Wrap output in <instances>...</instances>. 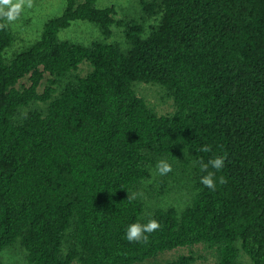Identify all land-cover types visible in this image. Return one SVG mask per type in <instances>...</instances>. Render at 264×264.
Here are the masks:
<instances>
[{
	"label": "trees",
	"instance_id": "16d2710c",
	"mask_svg": "<svg viewBox=\"0 0 264 264\" xmlns=\"http://www.w3.org/2000/svg\"><path fill=\"white\" fill-rule=\"evenodd\" d=\"M96 2L66 0L10 57L14 36L0 30V253L18 247L25 264H136L203 243L217 264H244L243 255L264 264V0H141L142 16L121 19ZM76 21L104 39H61ZM113 27L123 43L107 42ZM83 63L91 70L81 76ZM139 83L157 85L173 110L158 113ZM217 156L226 160L208 169L212 191L199 161ZM180 180L191 194L182 209L141 218ZM151 219L161 228L146 244L126 239L129 225Z\"/></svg>",
	"mask_w": 264,
	"mask_h": 264
},
{
	"label": "rangeland",
	"instance_id": "374dc122",
	"mask_svg": "<svg viewBox=\"0 0 264 264\" xmlns=\"http://www.w3.org/2000/svg\"><path fill=\"white\" fill-rule=\"evenodd\" d=\"M141 0H97L98 8L114 6L116 9V18L140 17L143 15L140 8ZM66 4V0H33V7L26 10L21 19L10 25L9 28L14 36L11 46L6 50L5 56L10 57L13 53L19 52L36 41L42 32L44 22L52 17L62 13ZM159 15L147 17L145 21L146 31L157 23ZM61 39L88 44L94 40H103L104 37L99 29L84 21L74 22L68 29L61 31ZM107 42L123 43L122 30L113 27L111 38L106 39ZM91 70L87 63L80 65L78 70L81 76L86 75ZM49 74H45L44 78L38 87V91L42 92L48 84ZM20 84L28 86L30 84L28 77L20 81ZM19 86V85H18ZM17 86V87H18ZM136 92L143 96L146 101L155 107L158 113H168L173 110L172 101L167 99L161 93L159 87L153 84L139 83L135 86ZM148 185L153 187L152 196L162 189L160 183L152 177L148 181ZM184 180L173 182L168 187H164V194L152 200L144 211L141 218L148 217L154 209L166 208L168 206H176L178 210L182 209L190 199V191L185 189ZM179 255H192L195 260L192 264H217L216 253L213 248H209L203 243H198L192 246L179 247L173 250L158 253L156 256L149 258L143 262L136 264H164L169 260L177 258ZM244 264H252L248 257L243 255ZM0 260L3 264H25L23 252L18 248H11L0 253Z\"/></svg>",
	"mask_w": 264,
	"mask_h": 264
},
{
	"label": "clouds",
	"instance_id": "9594fccd",
	"mask_svg": "<svg viewBox=\"0 0 264 264\" xmlns=\"http://www.w3.org/2000/svg\"><path fill=\"white\" fill-rule=\"evenodd\" d=\"M33 7V0H0V30H5L10 25L14 24L21 19L22 15L26 10ZM202 152L211 151L209 145H205L200 149ZM226 157L217 156L205 163L202 159L199 161L201 171L207 174L201 177L200 183L206 188L215 191L216 190V180L215 173L208 171L209 167L217 171L221 170L225 166ZM157 171L160 175H167L172 171V166L164 160H161L157 164ZM219 183L221 185L226 183L223 176L219 178ZM136 194H133L128 199L131 201L135 199ZM161 225L155 219L149 220L147 224L133 223L128 226L126 230V239L131 243H147L149 236L146 234H151L160 230Z\"/></svg>",
	"mask_w": 264,
	"mask_h": 264
}]
</instances>
